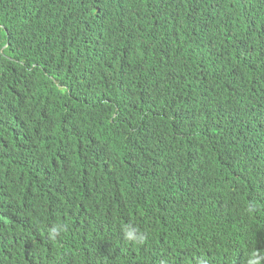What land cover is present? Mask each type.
<instances>
[{"label": "trees", "instance_id": "1", "mask_svg": "<svg viewBox=\"0 0 264 264\" xmlns=\"http://www.w3.org/2000/svg\"><path fill=\"white\" fill-rule=\"evenodd\" d=\"M219 2L216 35L187 0H0V264H207L259 224L264 0Z\"/></svg>", "mask_w": 264, "mask_h": 264}, {"label": "clouds", "instance_id": "2", "mask_svg": "<svg viewBox=\"0 0 264 264\" xmlns=\"http://www.w3.org/2000/svg\"><path fill=\"white\" fill-rule=\"evenodd\" d=\"M187 2L191 13L194 15V17H192L194 23L205 27L207 29L205 32L209 33V31H213L216 35H220L225 30L227 18L219 10V7L222 5L219 0H187ZM195 6H197L198 9H195ZM244 8H246V10L252 9L258 14L255 1H247ZM246 19L245 26L248 30L242 35L243 38L262 33L264 25L261 24L257 16L247 15ZM230 34L236 35L237 31L231 28ZM233 40L234 38H226L220 41L223 46H229ZM41 71L47 72L46 69ZM242 203L251 206L255 210L260 219L259 224L249 226L247 231L238 235L239 237L236 236L224 242L222 246L217 248L209 256L206 260L207 264H247L244 260V250L247 249L248 244L250 245L249 237H264V208H261V205H264V187L255 186V184L248 187L242 194ZM136 226L137 225L132 223L125 225L122 230L123 238L132 244L142 245L145 242V236L135 228ZM60 231L61 226L52 228L49 231V239L55 240ZM202 233L205 237H208L212 232L204 233L202 230ZM250 253L251 258L248 264H264V242L260 248L255 251H250Z\"/></svg>", "mask_w": 264, "mask_h": 264}, {"label": "bare ground", "instance_id": "3", "mask_svg": "<svg viewBox=\"0 0 264 264\" xmlns=\"http://www.w3.org/2000/svg\"><path fill=\"white\" fill-rule=\"evenodd\" d=\"M262 89H264V87ZM262 101H264V96H262ZM261 208H264V205H261ZM254 237L260 239L262 241V243L264 242V237L263 236H254Z\"/></svg>", "mask_w": 264, "mask_h": 264}]
</instances>
